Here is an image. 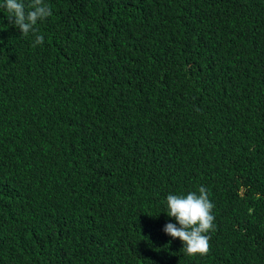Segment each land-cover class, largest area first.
<instances>
[{
    "label": "trees",
    "instance_id": "trees-1",
    "mask_svg": "<svg viewBox=\"0 0 264 264\" xmlns=\"http://www.w3.org/2000/svg\"><path fill=\"white\" fill-rule=\"evenodd\" d=\"M45 3L35 47L0 7V264H264V0Z\"/></svg>",
    "mask_w": 264,
    "mask_h": 264
},
{
    "label": "clouds",
    "instance_id": "clouds-1",
    "mask_svg": "<svg viewBox=\"0 0 264 264\" xmlns=\"http://www.w3.org/2000/svg\"><path fill=\"white\" fill-rule=\"evenodd\" d=\"M0 7L6 9L7 20L14 25L23 36H35L33 47L43 43V36L37 34L35 27L52 15L45 0H30L26 5L24 0H4ZM167 215L174 217L176 223H166L163 232L173 239H179L186 255H207L210 250V236L214 231L213 203L204 186L197 192L186 195L169 194L166 197ZM179 225V227H177Z\"/></svg>",
    "mask_w": 264,
    "mask_h": 264
}]
</instances>
